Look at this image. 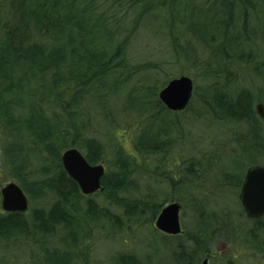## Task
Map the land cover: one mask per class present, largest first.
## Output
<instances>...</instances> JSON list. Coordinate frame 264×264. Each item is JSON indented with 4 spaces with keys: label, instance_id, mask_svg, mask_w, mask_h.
Segmentation results:
<instances>
[{
    "label": "trees",
    "instance_id": "trees-1",
    "mask_svg": "<svg viewBox=\"0 0 264 264\" xmlns=\"http://www.w3.org/2000/svg\"><path fill=\"white\" fill-rule=\"evenodd\" d=\"M142 24L170 58L134 62ZM176 63L196 82L178 111L158 98ZM256 100L264 106V0H0V186L13 179L29 200L0 211V248L32 243L29 264H93L95 242L124 237L136 245L111 264H234L221 242L264 256V216L225 198L264 163ZM72 146L104 165L101 190L83 194L64 170ZM171 200L191 212L178 234L154 225Z\"/></svg>",
    "mask_w": 264,
    "mask_h": 264
},
{
    "label": "water",
    "instance_id": "water-1",
    "mask_svg": "<svg viewBox=\"0 0 264 264\" xmlns=\"http://www.w3.org/2000/svg\"><path fill=\"white\" fill-rule=\"evenodd\" d=\"M193 87L192 79L181 74L170 78L159 89L158 98L170 110H183L191 98ZM255 109L260 117H264L262 103L257 102ZM61 164L83 194H92L102 189L104 165L90 164L78 148L72 146L63 150ZM238 199L248 218L257 219L264 216V164H252L245 169ZM0 203L4 211L24 212L28 209L29 200L18 183L9 181L0 188ZM180 207L179 202L174 200L165 203L155 218V227L168 234L180 233Z\"/></svg>",
    "mask_w": 264,
    "mask_h": 264
},
{
    "label": "rangeland",
    "instance_id": "rangeland-1",
    "mask_svg": "<svg viewBox=\"0 0 264 264\" xmlns=\"http://www.w3.org/2000/svg\"><path fill=\"white\" fill-rule=\"evenodd\" d=\"M161 31H163V29L161 28ZM169 43L164 40L161 37H158L155 35L153 28L149 27L148 25L142 24L139 31L137 32V34L133 37V39L131 40L129 49L131 54H133L134 57V62H145V61H157L159 59H166V58H170L169 57ZM172 72H176V76L177 75H181V74H185L187 76H189L192 81L193 84H195L196 82L194 81V79L192 78V74H190V69L187 67H182L180 64H177L173 67ZM161 77V75L159 76ZM163 78V77H161ZM257 84V81H251L249 83V81L246 79V83L245 85L248 87H254ZM258 100L255 101V103ZM99 130H104L103 124H99L98 125ZM193 133V140L197 141L198 137H196L197 135L199 136V133L195 128L192 129ZM115 134L117 135H121V144L122 146L127 150V151H131L132 147H131V143H130V139L128 137L125 136V133H122V129H116L115 130ZM223 136H221V139H223ZM201 137V135H200ZM207 139L209 141L212 140V136L209 134L207 135ZM200 141V140H199ZM203 142V141H202ZM207 144H210L208 141H206ZM233 145V144H232ZM226 150H228L226 148ZM264 164V163H261ZM0 175L2 176L1 172ZM2 179V178H1ZM9 181H14L13 179H2L1 183L2 185H4L5 183L9 182ZM1 185V186H2ZM0 186V188H1ZM227 191V190H226ZM225 198H227L229 204H230V208L234 211L237 210L238 207H240L241 209V205L238 199V192H236L235 190H228L225 194ZM0 211H3L2 207H1V203H0ZM179 219H180V224H181V228L182 231H184L187 227H190V224H192V219H191V212L189 210V208L185 207L184 209L181 208L180 210V214H179ZM238 219V218H237ZM240 222H242V219H238ZM238 222V221H237ZM236 223V222H235ZM147 237V234L145 235L144 238ZM150 239V238H147ZM133 240L130 239H126L121 238V239H107L101 242H95L93 245V252L91 254V260L92 262H94L93 264H111V253L112 252H116L117 250H128V248L133 249L134 246L136 245L134 242H132ZM137 242H140V240L138 239ZM155 242H158V245L160 247H162L160 241L158 239H155ZM33 247V244H24V247H22V249L19 250H14L13 247L8 246L5 249H1L0 248V257L4 256L5 258H10V260L8 259H1L3 261V264H17L18 262L22 261L21 259H23L24 257H27L26 262L24 261V263L22 264H29L31 262V259L28 257L30 255L29 252H31ZM24 249V250H23ZM95 250V251H94ZM220 251L222 253L223 256H228V254L230 255H234V264H264V256L260 255V254H252L249 250L244 249L243 247H233V246H229L226 242H221L220 243ZM23 253L26 254V256L22 255ZM11 254V255H10ZM10 255V257H9ZM206 255H203L200 258V261H202L204 259ZM209 264H211V262H209Z\"/></svg>",
    "mask_w": 264,
    "mask_h": 264
},
{
    "label": "flooded vegetation",
    "instance_id": "flooded-vegetation-1",
    "mask_svg": "<svg viewBox=\"0 0 264 264\" xmlns=\"http://www.w3.org/2000/svg\"><path fill=\"white\" fill-rule=\"evenodd\" d=\"M211 256L206 255L202 260V264H209Z\"/></svg>",
    "mask_w": 264,
    "mask_h": 264
}]
</instances>
